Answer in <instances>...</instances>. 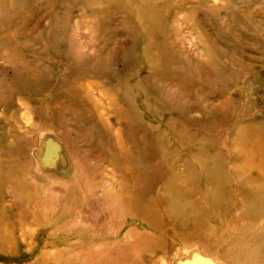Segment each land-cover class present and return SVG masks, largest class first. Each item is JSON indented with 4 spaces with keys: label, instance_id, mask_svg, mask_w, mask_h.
<instances>
[{
    "label": "rangeland",
    "instance_id": "374dc122",
    "mask_svg": "<svg viewBox=\"0 0 264 264\" xmlns=\"http://www.w3.org/2000/svg\"><path fill=\"white\" fill-rule=\"evenodd\" d=\"M252 136L264 0H0V264H264Z\"/></svg>",
    "mask_w": 264,
    "mask_h": 264
},
{
    "label": "bare ground",
    "instance_id": "6f19581e",
    "mask_svg": "<svg viewBox=\"0 0 264 264\" xmlns=\"http://www.w3.org/2000/svg\"><path fill=\"white\" fill-rule=\"evenodd\" d=\"M250 125V124H249ZM253 137V136H252ZM254 143H256V145H257V148H258V156H259V161H260V163H261V165L263 166V168L261 169V170H259L258 171V175H260V176H264V138L263 137H258V136H256V137H253L252 139H251ZM244 141V140H243ZM245 142V141H244ZM232 173V172H231ZM47 187V186H46ZM50 187V186H49ZM47 191V190H46ZM50 193L51 192H49L48 194L50 195ZM53 194H54V192H53ZM52 195V194H51ZM48 196V195H47ZM54 196H56V194H54ZM53 196V197H54ZM46 197V196H45ZM47 198V197H46ZM52 198V197H51ZM55 198H57V196L55 197ZM55 198H53V199H55ZM48 199H49V197H48ZM57 200V199H56ZM55 202V201H54ZM58 203V202H57ZM68 205V204H67ZM52 206V205H51ZM60 208V207H59ZM81 213V212H80ZM72 218V217H71ZM79 221V220H78ZM82 221V220H81ZM77 223V222H76ZM81 223V222H80ZM73 224V223H72ZM75 224V223H74ZM73 224V225H74ZM71 225V224H70ZM72 226V225H71ZM70 227V226H69ZM142 239L143 240H145L146 241V236L144 235V236H142ZM89 249V248H88ZM71 255V254H70ZM67 256L66 257V263L65 264H68V263H72V258L73 257H71V256ZM85 260V261H84ZM86 260L87 261H89V262H92V261H94L95 259L93 258V257H89V258H85V259H83V262H82V264H86ZM97 260V259H96ZM70 263V264H71ZM56 264H59V263H56Z\"/></svg>",
    "mask_w": 264,
    "mask_h": 264
}]
</instances>
